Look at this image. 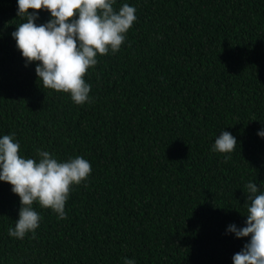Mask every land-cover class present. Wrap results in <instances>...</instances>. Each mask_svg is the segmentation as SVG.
<instances>
[{
	"label": "trees",
	"instance_id": "16d2710c",
	"mask_svg": "<svg viewBox=\"0 0 264 264\" xmlns=\"http://www.w3.org/2000/svg\"><path fill=\"white\" fill-rule=\"evenodd\" d=\"M125 2L137 19L85 73L91 100L77 105L25 66L16 0H0V135L15 133L22 155H81L92 169L65 218L33 204L40 225L23 239L7 233L20 203L0 181V264H232L249 239L226 228L244 224L246 183L264 190V0L114 8ZM223 129L230 154L211 151Z\"/></svg>",
	"mask_w": 264,
	"mask_h": 264
},
{
	"label": "clouds",
	"instance_id": "9594fccd",
	"mask_svg": "<svg viewBox=\"0 0 264 264\" xmlns=\"http://www.w3.org/2000/svg\"><path fill=\"white\" fill-rule=\"evenodd\" d=\"M16 25L11 36L24 58L25 66L35 62L37 81L43 88L68 93L77 104L91 100V84L84 76L97 64V56L117 52L126 33L136 21V8L116 0H16ZM49 13L42 23L40 11ZM257 135L264 138V126ZM237 138L221 130L215 136L211 151L230 154ZM20 141L15 133L0 135V181L8 182L11 191L19 196L20 207L10 237L23 239L35 234L40 214L33 204L50 208L58 219L66 216L65 204L73 186L86 183L91 164L81 155L58 159L45 149H36V156L20 154ZM225 155V159H228ZM249 180L246 194V217L243 226L230 223L227 233L237 238L248 237L240 251L232 256V264H264V190ZM123 264H136L135 259L123 257Z\"/></svg>",
	"mask_w": 264,
	"mask_h": 264
}]
</instances>
